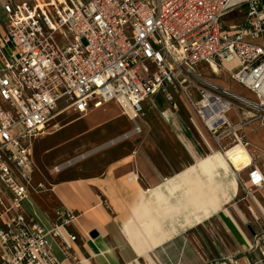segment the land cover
<instances>
[{
    "label": "built area",
    "instance_id": "2783aa9c",
    "mask_svg": "<svg viewBox=\"0 0 264 264\" xmlns=\"http://www.w3.org/2000/svg\"><path fill=\"white\" fill-rule=\"evenodd\" d=\"M232 11L244 21L223 29ZM0 12V264H62L54 241L74 257L68 229L77 214L59 209L46 230L24 209L47 190L34 181L33 144L64 113L113 103L134 121L158 101L178 110L181 96L239 174L226 152L248 150L243 129L264 124V0H0ZM213 67L254 100L208 79ZM239 170L247 172L240 190L253 201L264 172L252 158Z\"/></svg>",
    "mask_w": 264,
    "mask_h": 264
},
{
    "label": "crops",
    "instance_id": "0c3cea01",
    "mask_svg": "<svg viewBox=\"0 0 264 264\" xmlns=\"http://www.w3.org/2000/svg\"><path fill=\"white\" fill-rule=\"evenodd\" d=\"M239 14L242 24L244 14ZM235 19L233 18V20ZM222 26L225 29L238 25L234 23L227 25L222 22ZM209 75L212 76L211 79L209 78L210 80L231 90L228 83L222 79L225 78L233 82L227 71L217 70L214 73L207 71L205 76L208 78ZM251 96L253 97V95ZM175 100L178 104L176 111L171 110L165 102L158 101L156 108L146 106L144 115L164 105L168 109L164 112L165 120L175 136L176 131L169 123L168 118L173 119L178 127L184 126L187 131L185 133L188 136L191 135V141L200 154L218 152L217 147L199 124L186 101L178 95L175 96ZM182 109L187 111V116L183 115ZM228 118L231 122H236L232 113L228 114ZM246 128L243 129V132ZM261 131L264 132V129ZM177 140L193 164V154L178 137ZM260 144L264 146V142ZM248 151L250 153L249 145ZM137 159H139L137 154L133 153L107 165L99 177L62 180L48 185L46 191L31 195L24 202L27 217L38 219L46 230L54 223L55 213L59 209H68L79 216L76 223L68 229L77 237L72 246L71 253L74 255V257L71 255L72 259H69V256L58 248L57 242L54 241L50 244L55 257L62 264H167V260L162 256L160 250L157 252L158 257L150 256L148 253L150 258H145L143 256L146 254L145 244L147 243L145 240L132 232L127 236L123 228L124 223L133 217L131 207L139 195V189L157 187L165 178H168L165 177L162 170L154 168L148 159L144 158L142 167ZM252 159L255 161L253 156ZM139 161H143V159H139ZM163 168L167 170L169 177L173 172L179 173L167 162L163 163ZM228 168L238 178V192L233 200L224 204L220 211L214 213L210 223L209 220L199 222L160 243L161 245L184 244L185 250L177 260L178 263L264 264V187L255 192L253 201L245 199L244 196L239 198V178L246 180L247 172L240 171L238 167H235L239 171L238 174L230 166ZM130 175H137L138 186L127 181ZM161 245L157 247L159 248Z\"/></svg>",
    "mask_w": 264,
    "mask_h": 264
},
{
    "label": "rangeland",
    "instance_id": "374dc122",
    "mask_svg": "<svg viewBox=\"0 0 264 264\" xmlns=\"http://www.w3.org/2000/svg\"><path fill=\"white\" fill-rule=\"evenodd\" d=\"M239 15L237 11H232L223 17L222 22L227 25L229 23L241 25ZM4 21L5 18L1 14L0 24ZM209 78L211 79L212 76L209 75ZM222 79L228 83L234 93L248 100H254L240 85ZM165 110L168 109L162 105L153 112L138 116L134 121L123 116L119 107L113 103L94 109L86 115L72 112L62 114L45 128L44 135L37 138L33 144L34 181L42 182L48 187L62 180L99 177L107 165L133 153H136L139 159H143V161L137 159L141 167L144 166V158H146L154 168L162 170L165 177H169V174L164 170L163 163L171 164L175 171L180 172L191 165L192 160L167 124L164 117ZM181 112L187 116V111L182 109ZM134 123L141 130L139 134L103 148L109 142L133 132ZM259 126L258 122L253 123L243 133ZM260 141L264 142L262 131L252 134L248 139V145L250 154L264 170V149L259 148L262 146ZM84 155L88 156L79 160ZM241 157L244 164L245 157L243 155ZM68 163L70 165H67ZM56 168L62 170L56 173ZM176 173L178 172H173L172 175ZM127 181L133 183L131 175ZM243 196L244 194L239 190V198ZM184 247V244H163L149 251V255L158 257L157 252L160 250L167 264H180L177 260L182 256ZM149 255L145 254L144 257L150 258Z\"/></svg>",
    "mask_w": 264,
    "mask_h": 264
},
{
    "label": "bare ground",
    "instance_id": "6f19581e",
    "mask_svg": "<svg viewBox=\"0 0 264 264\" xmlns=\"http://www.w3.org/2000/svg\"><path fill=\"white\" fill-rule=\"evenodd\" d=\"M224 65L230 70L236 62H225ZM213 68L217 72V69ZM125 111L130 119L135 118L130 108L125 107ZM168 120L176 131L178 139L193 154L194 162L181 172L165 178L157 187L139 189V195L137 194L132 206L133 217L124 223L123 228L127 236L132 232L145 240L146 254L161 245L160 243L199 222L209 220L210 223L213 220L212 215L220 211L224 204L232 201L238 191V178L228 168L224 156L219 152L200 154L191 141V135L185 133L187 131L184 126L178 127L173 119L168 118ZM262 129L264 124L244 133V140L248 141L252 134H257ZM133 135V132L127 133L103 148L129 139ZM261 148L264 149V146ZM88 155L78 158L81 160ZM241 155L245 157L244 164L252 158L249 151L243 150L241 146L233 147L226 152V156L238 169L242 165ZM61 170L62 168H56L55 172L59 173ZM131 181L138 186L137 175H131Z\"/></svg>",
    "mask_w": 264,
    "mask_h": 264
}]
</instances>
